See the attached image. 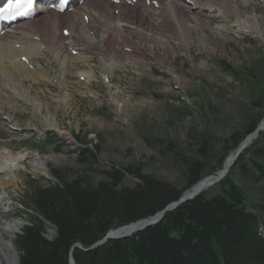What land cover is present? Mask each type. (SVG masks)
<instances>
[{"label":"rangeland","instance_id":"374dc122","mask_svg":"<svg viewBox=\"0 0 264 264\" xmlns=\"http://www.w3.org/2000/svg\"><path fill=\"white\" fill-rule=\"evenodd\" d=\"M250 11L262 17L264 35V0H255ZM219 19V35L205 33L201 44L203 34L197 32L186 52L174 46L175 73L150 59L152 54L164 58L163 48L156 45L152 52L135 33L128 38L144 48L142 60L129 54L136 65L113 70L109 85L100 73L101 58L91 51L86 63L71 57L63 69L65 47L58 60L47 52L30 61L19 57L32 74L23 85L20 76L10 77L12 83L0 76V155L26 156L13 172L15 182L0 190V230L22 224L12 240L17 257L15 238L33 214L24 205L28 191L35 183L55 184L54 172L97 183L111 181L109 174L116 171L122 175L119 187H131L137 180L130 173L138 170L184 189L188 165L198 160L203 144L207 171L216 169L243 142L250 126L264 122V39L239 31L227 18ZM124 47L122 55L132 52ZM90 71L92 76L81 75ZM233 135L241 138L237 146ZM50 137L59 141L48 146L32 141ZM82 150L92 155L83 159ZM35 158L43 162L46 175L33 168ZM252 162L264 167V131L246 145L227 174L243 193L246 209L255 210L264 224V179ZM215 191L216 186L204 194L210 197ZM53 237L54 230L46 227L44 238Z\"/></svg>","mask_w":264,"mask_h":264},{"label":"trees","instance_id":"16d2710c","mask_svg":"<svg viewBox=\"0 0 264 264\" xmlns=\"http://www.w3.org/2000/svg\"><path fill=\"white\" fill-rule=\"evenodd\" d=\"M231 139L234 146L241 141L236 135ZM57 141L50 137L43 143ZM89 155L90 150L81 151L83 159ZM206 158L203 144L198 160L188 165L184 189L138 170L130 173L137 180L131 187H119L122 175L116 171L109 174L111 181L97 183L54 172L55 184L35 183L28 191L24 205L33 214L15 238L18 264H68L75 245L84 251L73 249L74 264H264V224L255 210L246 209L243 193L227 177L210 197L203 192L165 214L158 224L86 251L108 231L155 215L185 189L220 170L223 161L207 171ZM251 165L264 179V167ZM48 226L54 230L51 241L44 238Z\"/></svg>","mask_w":264,"mask_h":264},{"label":"bare ground","instance_id":"6f19581e","mask_svg":"<svg viewBox=\"0 0 264 264\" xmlns=\"http://www.w3.org/2000/svg\"><path fill=\"white\" fill-rule=\"evenodd\" d=\"M189 1L190 3L187 4L181 0H112V3L111 0H68L62 4L58 0L51 8L40 6L41 14L33 13L32 18L26 23L17 22L9 26L8 31L3 32L5 36L0 38V76L4 74L6 81L11 83L12 79L20 76L21 83H19L23 85V79L29 78L32 74L25 65L18 62L19 57L30 61L34 56L47 52L53 59L58 60L65 47L67 55L62 63L63 69L68 67L67 59L74 57L86 63L85 58L92 52L101 58L100 73L108 84L107 80L113 70L125 65H136L129 59V54H132V57L137 58L139 62L142 60L141 54L144 53V48L136 46L128 38V34L135 33L144 44H150L149 48L152 52L156 45L162 47L164 58L161 59L152 54L150 59L165 65L168 71L175 73L174 61L177 50L174 46L186 52L193 35L197 32L201 31L203 34L199 38L201 44L205 43V33L214 32L219 35L221 30L219 16L227 18V21L239 31L264 39L262 17L250 11L255 0ZM4 2L6 0H0V6ZM74 6L78 8H72V13L68 12V9ZM93 12L94 16H92ZM208 12H213V15ZM97 13H101L100 17H96ZM213 25H216V28H213ZM216 40L221 42L220 39ZM130 43L133 46H129ZM15 44L19 45L18 49H15ZM123 46H125L124 50L129 47L132 52L122 55ZM123 56L126 58L125 61L120 60ZM93 74V71H90L81 75L92 76ZM16 85L19 86L18 83ZM112 101L116 100L112 99ZM263 125L264 122L258 126L260 133L264 131ZM253 140L255 138L244 139L242 144L240 143V147L244 146L241 153ZM234 152L235 150L226 159L232 158ZM25 157L0 155V190L5 191L6 185L15 182L13 172L16 170V165L25 160ZM32 166L46 175V168L39 158L33 160ZM218 172L213 174V179L209 178L202 182L200 193L218 184L215 180ZM131 224H129L131 227L129 225L124 226L125 228L120 227L122 229L119 232L131 230L133 228ZM21 227L22 224H9L4 225L0 230V264H18L12 240Z\"/></svg>","mask_w":264,"mask_h":264},{"label":"water","instance_id":"95a60500","mask_svg":"<svg viewBox=\"0 0 264 264\" xmlns=\"http://www.w3.org/2000/svg\"><path fill=\"white\" fill-rule=\"evenodd\" d=\"M262 128L264 130V125ZM259 133H260V128L258 127L253 133L248 135L245 138V140H251L252 138H256ZM241 144H239L237 146V148L235 149L234 156L232 158L226 159L224 161L223 166H222V170L220 172H218L217 178L215 179L217 182H220L227 175L230 167L234 164V162L238 158L239 153H241L242 148H244V146L240 147ZM209 178H212V176L205 177L202 180L198 181L188 191L184 192L178 200L168 204L164 209L157 212L155 215L131 224V225H133V228L131 230L124 231V232H119V230L122 228H118L116 230H110L109 232H107V234L101 240L94 243L86 251H90V250H93L97 247H100V246L104 245L105 243H107L108 241L120 240L123 238L130 237L134 234H137L138 232H141V231H143L149 227H152V226L158 224L163 219L165 214L172 212L173 210L177 209L179 206H181L185 202L191 201L192 199L197 197L202 190L200 185L202 184L203 181H205ZM129 227H131V226L129 225ZM75 248L83 250V248L81 246H78V245L73 246L70 250L69 264H74V261L71 257V253H72L73 249H75Z\"/></svg>","mask_w":264,"mask_h":264},{"label":"snow or ice","instance_id":"6c2138e0","mask_svg":"<svg viewBox=\"0 0 264 264\" xmlns=\"http://www.w3.org/2000/svg\"><path fill=\"white\" fill-rule=\"evenodd\" d=\"M36 0H6L0 6V19H13L17 16H28L34 11ZM66 3V0H60ZM61 11L63 9H60Z\"/></svg>","mask_w":264,"mask_h":264}]
</instances>
